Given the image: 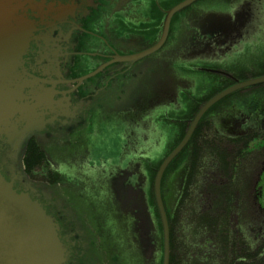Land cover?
Masks as SVG:
<instances>
[{"label":"flooded vegetation","instance_id":"1","mask_svg":"<svg viewBox=\"0 0 264 264\" xmlns=\"http://www.w3.org/2000/svg\"><path fill=\"white\" fill-rule=\"evenodd\" d=\"M182 1L20 0L32 33L16 71L31 81L22 94L41 127L19 149L0 138V173L54 218L64 264H161L156 169L204 103L264 75V0H194L171 15L159 44ZM161 195L169 257L184 198L192 251L202 246L220 264L227 240L232 264H264V82L204 111Z\"/></svg>","mask_w":264,"mask_h":264},{"label":"water","instance_id":"2","mask_svg":"<svg viewBox=\"0 0 264 264\" xmlns=\"http://www.w3.org/2000/svg\"><path fill=\"white\" fill-rule=\"evenodd\" d=\"M193 1L184 0L168 11L159 44L165 37L171 15ZM20 8V0H0V138H4L11 149H19L31 133L41 127L35 106L26 102L22 94L31 81L21 79L16 71L32 33L31 23L19 12ZM263 82L264 75L238 81L211 97L196 113L180 143L156 169L153 196L162 231L161 264H169V228L161 195L165 169L182 150L197 120L211 104L233 90ZM37 98L41 101L40 95ZM142 217L150 226L146 204ZM144 232L146 234L147 230ZM65 254L54 218L29 194L17 191L0 173V264H64Z\"/></svg>","mask_w":264,"mask_h":264},{"label":"trees","instance_id":"3","mask_svg":"<svg viewBox=\"0 0 264 264\" xmlns=\"http://www.w3.org/2000/svg\"><path fill=\"white\" fill-rule=\"evenodd\" d=\"M232 198H226V208H225V215H224V222H228L229 217V209L232 207L231 202ZM217 204V200L215 201ZM150 206L155 212L157 216L156 207L153 200L152 192L150 194ZM231 206V207H230ZM178 211L177 216L179 226L181 227V235L174 236V232L172 233L171 243H170V257H169V264H208L209 262L202 257V246H198V248H194L195 251H192V247L190 244L186 242L187 237H185V224H186V212H185V199H180L178 204ZM216 223L217 219L211 220V222ZM206 222L204 216L201 214H197L195 216V226L198 228L196 231L197 234L200 233L199 229L203 226V223ZM200 237H197L199 240ZM197 244V243H196ZM185 250L189 252V258H184ZM216 255H222L221 263L220 264H232V260L230 259V246L227 244V240H224L222 245L218 246V250L215 252ZM214 257H216L214 255ZM233 259V258H232ZM211 264V263H209Z\"/></svg>","mask_w":264,"mask_h":264},{"label":"rangeland","instance_id":"4","mask_svg":"<svg viewBox=\"0 0 264 264\" xmlns=\"http://www.w3.org/2000/svg\"><path fill=\"white\" fill-rule=\"evenodd\" d=\"M259 51H261V50H257L256 53H259ZM259 54H262V53L260 52ZM255 55H257V54H255ZM170 186H171V184L168 181H166L165 182V194H166L165 195V200L167 202L168 207L170 206L169 203H171L170 192H169V189H168ZM184 258H189L188 250H185Z\"/></svg>","mask_w":264,"mask_h":264}]
</instances>
